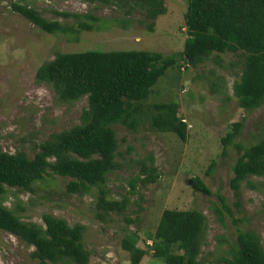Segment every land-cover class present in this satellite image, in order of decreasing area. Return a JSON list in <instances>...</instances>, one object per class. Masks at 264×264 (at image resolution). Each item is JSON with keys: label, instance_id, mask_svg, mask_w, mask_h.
<instances>
[{"label": "rangeland", "instance_id": "374dc122", "mask_svg": "<svg viewBox=\"0 0 264 264\" xmlns=\"http://www.w3.org/2000/svg\"><path fill=\"white\" fill-rule=\"evenodd\" d=\"M187 1L163 0L166 14L159 16L151 28L152 20L140 7L129 11L82 0H0V151L25 152L33 158L39 145L51 136L82 123L88 98L66 103L50 85L37 83L36 73L43 64L59 53H183L188 38ZM18 2L70 28H78L79 21L55 12L92 15L102 22L94 24L92 31L52 35L16 13L13 4ZM179 60L181 69H170L161 77L144 102L148 117L137 131L122 124L113 127L120 166L109 175L106 189L109 199L129 198L124 213H110L101 220L97 208L99 190L70 194V179L57 175L46 176L36 184L34 192L9 189L4 205L25 222L44 225L43 216L48 214L70 226L84 225L83 242L91 253L89 264H132L130 254L122 248L123 238L136 231L140 247L147 250L146 243L166 210H197L206 216L200 263L229 258L240 231L254 232L264 249V177H252L255 188L243 182L239 200L231 187L233 167L239 157L237 145L249 147L264 135V105L246 112L235 96L234 84L242 75L244 60L231 53L213 54L197 67ZM173 102L180 105V117L188 125L185 141L176 134L158 132L151 124L149 112L153 105ZM238 122L243 123L241 132L226 146L222 140ZM152 164L160 178L145 186L136 180L131 190L130 184L142 175L143 166ZM193 179L203 180L212 195L196 192ZM218 196L225 197L231 213L221 208ZM216 207L221 208L223 221ZM129 219L134 223L127 222ZM34 250L0 231V264H41L32 257ZM141 264L166 263L148 253Z\"/></svg>", "mask_w": 264, "mask_h": 264}, {"label": "trees", "instance_id": "16d2710c", "mask_svg": "<svg viewBox=\"0 0 264 264\" xmlns=\"http://www.w3.org/2000/svg\"><path fill=\"white\" fill-rule=\"evenodd\" d=\"M82 1L116 5L129 11L140 7L152 20L151 28L159 16L166 14L163 0ZM13 9L52 35L92 31L94 24L102 22L92 15L55 12L58 16L79 21L78 28H70L58 20L42 17L36 9L19 2L13 4ZM185 23L188 38L180 54L169 56L147 51L59 53L38 69L36 82L50 85L63 102L74 103L88 98L82 123L51 136L39 145L33 158L25 152L0 151V231L34 247L32 257L41 264H89L91 253L83 242L85 226H70L65 220L48 214L43 216L44 225L25 222L4 205L8 190L34 192L36 184L43 182L46 176L57 175L70 179L67 184L70 194H88L94 188L99 190L97 208L101 220L110 213H124L129 198L109 199L106 189L109 175L120 166L113 127L122 124L137 131L142 120L148 117L144 102L161 77L170 69H181L179 58L197 67L213 54L239 55L244 60L242 75L234 84L239 106L249 112L264 105V0H188ZM179 110L180 105L175 102L153 105L149 112L152 127L161 133L176 134L185 141L188 125L180 117ZM242 127V122L232 125L222 140L226 146L234 142ZM237 148L239 157L233 167L231 187L239 200L243 182L255 188L252 177H264V135L249 147L237 145ZM212 168L213 165L210 172ZM159 178L153 164L145 165L142 175L132 180L131 190L134 191L136 180L145 186ZM192 181L196 192L212 195L203 180ZM218 200L221 208L231 213L225 197L218 196ZM221 208L215 210L219 220L223 221ZM127 222L134 223L131 219ZM206 223V216L201 211L166 210L156 232L146 243L151 242L147 250L140 247L136 231L123 238L122 248L130 254L132 264H141L148 253L166 264H202L198 260ZM203 264H264V249L254 232L240 231L229 258Z\"/></svg>", "mask_w": 264, "mask_h": 264}, {"label": "built area", "instance_id": "2783aa9c", "mask_svg": "<svg viewBox=\"0 0 264 264\" xmlns=\"http://www.w3.org/2000/svg\"><path fill=\"white\" fill-rule=\"evenodd\" d=\"M149 244L151 245V242Z\"/></svg>", "mask_w": 264, "mask_h": 264}, {"label": "water", "instance_id": "95a60500", "mask_svg": "<svg viewBox=\"0 0 264 264\" xmlns=\"http://www.w3.org/2000/svg\"><path fill=\"white\" fill-rule=\"evenodd\" d=\"M191 183V182H190Z\"/></svg>", "mask_w": 264, "mask_h": 264}]
</instances>
